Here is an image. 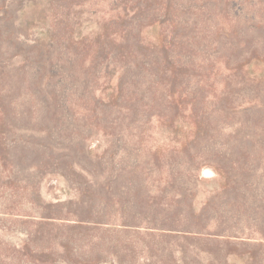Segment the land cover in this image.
<instances>
[{"label": "rangeland", "instance_id": "374dc122", "mask_svg": "<svg viewBox=\"0 0 264 264\" xmlns=\"http://www.w3.org/2000/svg\"><path fill=\"white\" fill-rule=\"evenodd\" d=\"M0 264H264V0H0Z\"/></svg>", "mask_w": 264, "mask_h": 264}]
</instances>
